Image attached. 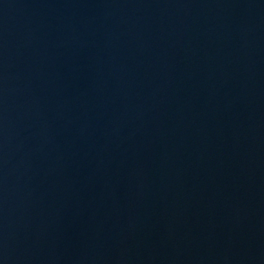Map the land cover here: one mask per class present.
I'll use <instances>...</instances> for the list:
<instances>
[{
	"label": "water",
	"instance_id": "water-1",
	"mask_svg": "<svg viewBox=\"0 0 264 264\" xmlns=\"http://www.w3.org/2000/svg\"><path fill=\"white\" fill-rule=\"evenodd\" d=\"M0 264H264V0H0Z\"/></svg>",
	"mask_w": 264,
	"mask_h": 264
}]
</instances>
